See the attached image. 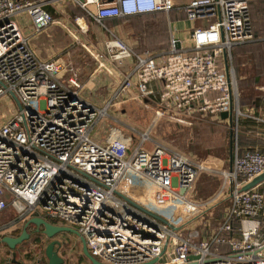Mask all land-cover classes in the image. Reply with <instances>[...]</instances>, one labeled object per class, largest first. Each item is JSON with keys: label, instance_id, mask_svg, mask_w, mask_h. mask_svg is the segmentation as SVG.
Segmentation results:
<instances>
[{"label": "built area", "instance_id": "2783aa9c", "mask_svg": "<svg viewBox=\"0 0 264 264\" xmlns=\"http://www.w3.org/2000/svg\"><path fill=\"white\" fill-rule=\"evenodd\" d=\"M66 2L83 11L75 19L79 25L84 18L104 27L109 18L163 13L168 45L136 51L115 37L104 44V53L91 51L96 68L88 76L72 62L70 48L41 60L15 17L25 14L36 33L59 22L55 16ZM249 2L0 0V98L8 95L9 105L15 103L12 93L21 105L7 106L8 117L0 122V211L23 202L22 211L16 207L19 219L39 216L75 229L90 255L104 264H264V180L241 190L264 171V150L240 152L235 143L223 167L217 155L198 159L147 132L134 140L111 125L102 142L91 137L123 95L153 103L152 125L161 116L191 125L205 117L228 120L222 112L232 119L243 114L229 64L232 48L253 39ZM126 59L129 68L119 72L121 80L103 106L82 96L100 65ZM203 172L216 174L222 187L201 200L192 192ZM226 186L230 204L218 227L201 237L205 244L173 229L179 225L170 212H201L221 199Z\"/></svg>", "mask_w": 264, "mask_h": 264}, {"label": "rangeland", "instance_id": "374dc122", "mask_svg": "<svg viewBox=\"0 0 264 264\" xmlns=\"http://www.w3.org/2000/svg\"><path fill=\"white\" fill-rule=\"evenodd\" d=\"M258 1L260 0H253L252 5ZM254 6L252 10L253 39L231 51L229 64L235 77L238 102L242 113L248 112L251 107H254L256 97L260 95L256 86H254V76L259 75L262 76V79L264 78V9H262L260 2L254 4ZM22 16L26 18L25 14ZM22 16L19 18H22ZM81 16H84L82 10L66 2L62 5L61 12L55 16V19H58L59 22H54L36 33H34L32 27L27 30V32L33 33L29 44L39 59L49 60L57 55L59 50L70 48L72 49L70 55L72 62L78 66L79 72L83 71L84 76H88L96 68V60L91 55V51L104 50V44L107 41H114L115 37L121 39L136 51L153 50V46H158L161 43L160 37L156 38L148 34L140 35L136 32L138 19L120 18L115 23L105 21V26L101 27L86 18L79 25L75 19ZM140 19L145 18L142 17ZM146 19L148 21L164 20L166 33L162 42H164V47H167L169 33L165 15L147 16ZM178 26L181 27V24L179 23ZM74 39H79L80 43H76L73 41ZM81 94L83 97L85 96L87 99L95 101L94 97L96 94H94V97L92 94L89 95L86 87L81 91ZM10 100L11 98L8 95L0 98V122L8 117V112L6 113L7 115L4 113L6 107L14 109L16 106L15 103L9 105ZM107 111L108 115L103 117L91 131V137L98 142L103 141L108 127L118 125L117 127L122 128L123 131L120 129L122 131L121 135L124 137L127 134L138 136L139 133L147 132L155 141L171 149L184 154H192L189 152H193L195 154L192 155L198 159L204 157L207 153H211L221 158L223 167L227 166L230 154L229 139L231 131L230 123L228 122L212 121L209 120V117H205V120L196 121L191 125H181L172 122L166 116H161L152 125L151 120L155 111L153 103L133 100L130 96L126 97L124 95L116 99L113 106L108 107ZM246 119L247 117L243 114H239L237 118L233 115V143L236 142L241 146H246L245 144L254 138L251 135L254 133L252 131L247 133V129L244 128L246 127ZM117 135L119 134L117 133ZM133 139L135 140V136H133ZM258 140L264 145V139L258 138ZM196 153L199 154L196 155ZM211 177L206 174H202L199 177L196 184V197L203 198L216 188L219 180L217 177V179ZM226 206V202H220L208 211H201L202 213L200 208H196L195 213L190 217L174 210L169 213V218L175 225L181 226L198 213H201L199 217L182 227L180 232L182 236L190 237L194 243L203 245L206 239H201V237L219 225L225 214ZM18 208L24 209V203L18 201ZM56 225L66 226L61 222ZM194 232L197 234L193 235ZM32 240L29 239L22 244L24 249L32 251L34 262H30L31 264H47L44 248L51 240L59 241L58 254L64 259L63 264H90L88 259L82 254L81 243L75 234L60 232L52 239H42L39 243H34ZM24 251L20 250L22 253L17 254L14 258L6 246H1L0 264H16L12 262L13 260L28 261L23 254ZM166 258L165 253L164 259ZM159 262H156V264H159Z\"/></svg>", "mask_w": 264, "mask_h": 264}, {"label": "crops", "instance_id": "0c3cea01", "mask_svg": "<svg viewBox=\"0 0 264 264\" xmlns=\"http://www.w3.org/2000/svg\"><path fill=\"white\" fill-rule=\"evenodd\" d=\"M20 16H22V15H20ZM20 16L15 17L16 21L20 24V26H21V28H22V30H23V32L25 34L32 36L33 33L31 34V33L27 32V30L31 27V25L28 23L29 20L27 19V17L25 18L24 16H22V18H19ZM65 49L66 48L59 50L57 55H55L53 58H50L49 60H53L56 57H58ZM161 49H164V48H161ZM161 49H159V50H161ZM98 51L101 52V53H104L103 49L102 50H98ZM150 51H155V50H150ZM102 61H104V57H102ZM129 63H131V60H129V59H126L125 61H119V62L117 61V63H109V64L103 63L102 65H100L96 69L95 73L87 81V85H86L87 92H88L89 95L92 94L93 97H94V94H96L95 97H94L95 101L93 102V101L90 100L92 103H94L98 107H101V106H103L106 103V101L111 97L117 82L119 80H121V78H120L121 76H120L119 72L127 71L128 68H129L128 67ZM256 77L258 78L257 79L258 82H257L256 88L260 92L259 93L260 95L256 98L254 107H251V109H249L248 112L243 113L247 117L246 122L249 123V125L248 126L245 125L246 127H244V128L247 129V131H246L247 133H250L252 131L254 134H251V135L254 138H257V139L258 138H260V139L262 138V139H264V91L260 89V86H262L264 84V78L262 79V76H259V75H257ZM259 83H261V84L259 85ZM95 92H97V93H95ZM224 122H228V120H226ZM235 143L236 142L231 144L230 143V139H229L230 154H231V148H232L233 145H235ZM242 147H243L244 150L247 149V148H252V146H249V145L242 146ZM189 153L195 154L193 152H189ZM197 154H199V153H196V155ZM230 154H229V159L227 160V164L229 163V160H230ZM202 174H206L208 176H212L213 178L217 177L218 180H219V183L217 184L216 188L213 191L209 192L205 197H203V198L199 197L198 198V197H196V184H197V181H198L199 177ZM259 184H257V185H259ZM257 185H255V186H257ZM221 187H222L221 180L216 174L203 172V173H201L198 176V178H197V180L195 182V186H194V189H193V192H192V196L195 197L196 199H201V200L202 199H206V198H209L211 195L215 196L216 194L220 193ZM260 189L264 190V187H261ZM224 193L225 194L221 197V199L217 198V199H219L218 201H216V202L213 201V203L208 208H206V209H204L202 211L203 212L204 211H208V210L212 209L213 207H215L220 202H226V205L228 206L230 204V198H229L230 187L226 186L224 188ZM227 202H228V204H227ZM16 207L18 208V204L15 207L10 204L6 209L0 211V237H2V235L5 236L6 234H11L12 233V224L13 223H15L13 227L16 228L15 232H13V233H16L17 230L20 231L22 226H23L24 220L27 219V218H25V219H21L20 218L19 219V215L18 214H19L20 211ZM20 210L22 211L23 209H20ZM222 219H223V217H222ZM20 220H22V221H20ZM221 220H220V222H221ZM31 227L35 228L34 225H30L29 226V228H31ZM217 227H218V225H217ZM6 236H9V235H6ZM37 236L39 237L40 241L42 239H50V238H47L42 233L41 234H37L34 238H30V239H36ZM1 246L2 245H0V247ZM10 251L12 252V250H10ZM22 252H20V250H18V248H17V254L18 255L21 254ZM25 253H26V251H24L23 254L25 255ZM30 262L31 261H23L24 264H31L32 262L31 263Z\"/></svg>", "mask_w": 264, "mask_h": 264}, {"label": "water", "instance_id": "95a60500", "mask_svg": "<svg viewBox=\"0 0 264 264\" xmlns=\"http://www.w3.org/2000/svg\"><path fill=\"white\" fill-rule=\"evenodd\" d=\"M12 99L15 101L16 105L18 108H21L20 103L18 102V100L16 99V97L11 93L10 94ZM220 116L222 118H227L228 122L230 123V127H231V131H230V143L233 144V136H232V132H233V128H232V123H233V119H232V114L231 113H227V112H222L220 114ZM264 180V171L262 173H260L259 175H257L256 177H254L252 180H250L249 182H247L245 185H243L241 187V190H248L252 187H254L255 185L259 184L260 182H262ZM201 214L195 216L194 218H192L191 220L187 221L185 224L178 226V227H173V229H180L182 227H184L185 225H187L188 223H190L191 221H193L194 219H196L197 217H199ZM30 225H34L35 226V231L36 232H41L43 235H45L47 238L52 239L56 234L60 233V232H68V233H73L75 234L80 243H81V251L83 253V255L88 259V261L90 262V264H104L99 262L96 258H94L92 255H90V253L88 252V249L86 247V243L85 240L83 238V236H81L75 229L68 227V226H61V225H56L42 217L39 216H33V217H29L27 219L24 220L22 229L20 231V233L14 237L12 236H2V238L0 239V245L4 244L8 247V249L10 250H14L16 248L17 245L21 244L23 241H25L26 239H28V228ZM60 243L57 240H51L46 246H45V256L47 258L48 264H63L64 260L63 258L58 254V247H59ZM12 256H15L14 251L12 252ZM153 261L149 262V263H145V264H151Z\"/></svg>", "mask_w": 264, "mask_h": 264}, {"label": "trees", "instance_id": "16d2710c", "mask_svg": "<svg viewBox=\"0 0 264 264\" xmlns=\"http://www.w3.org/2000/svg\"><path fill=\"white\" fill-rule=\"evenodd\" d=\"M252 1L253 0H250L249 2V9H250V18H251V24H252V31H253V35H254V28H253V21H252V18H253V13H252V10H253V7L254 4L260 2V4L262 5V9H264V0H260L258 2H255L253 5H252ZM73 5V4H72ZM74 7H77L74 5ZM78 8V7H77ZM80 9V8H78ZM164 15L163 13H144V14H137V15H131V16H127V17H123V18H133V19H138V22L136 23V32L140 35H143V34H148L149 36H152V37H160L161 38V43L158 45V46H153V50H159L161 48H163L165 45H164V42H162L163 40V37L166 33V24L164 22L163 19H159V20H147L146 17L147 16H155V15ZM257 14V13H256ZM144 17L145 19H140ZM118 19H120V17H115V18H109V19H106V21H109L110 23H115ZM239 46H241V44L239 45H236L232 48V50L236 49V48H239ZM165 48V47H164ZM142 51V50H141ZM235 53V52H234ZM257 76V75H256ZM254 76V86L257 85V77ZM257 98V97H256ZM245 125L248 126L249 123H247L245 121ZM245 145H249V146H252V148H247L245 150H255V149H258V150H264V145L257 139V138H253L252 140H250L247 144ZM237 147H238V150H240V152H243L244 149L241 145L237 144ZM228 204V202H227ZM52 223L54 224H58V222H55V221H52ZM239 225H238V222L237 220H234L233 221V231L236 232L237 229H238ZM41 234V232L39 233ZM225 236L228 235V233L224 234ZM38 238V239H37ZM36 239H33L32 242L34 243H39L40 242V239L39 237L37 236ZM29 239H26L25 241H27ZM23 241L21 244H19L14 250H12V252L14 251L15 253V256L17 255V248L18 250L20 249L21 251H24V250H27L26 253H25V258L28 260V261H31L32 263L34 262V259L32 258V251L29 250V249H24L22 244L25 242ZM45 250V248H44ZM221 250H226L225 248H221ZM11 252V253H12ZM44 254H45V251H44ZM83 254V253H82ZM14 256V258H15ZM64 260V259H63ZM12 262L16 263V264H24L22 262V260H13ZM47 264H48V261H47Z\"/></svg>", "mask_w": 264, "mask_h": 264}, {"label": "flooded vegetation", "instance_id": "af4514ba", "mask_svg": "<svg viewBox=\"0 0 264 264\" xmlns=\"http://www.w3.org/2000/svg\"><path fill=\"white\" fill-rule=\"evenodd\" d=\"M20 221H22V220H20ZM14 224L15 223H13L12 224V233L11 234H6V235H9V236H12V237H14V236H16V235H18L19 233H20V231L19 230H17L16 231V233H13V232H15V230H16V228H14L13 226H14ZM22 229V228H21ZM34 231H33V230ZM40 232H36L35 231V228L34 227H31V228H28V234H29V236H28V239H30V238H34L37 234H39ZM35 234V235H34ZM2 236H4V235H2ZM2 237H0V239H1ZM2 246L4 245V244H1ZM5 246V245H4Z\"/></svg>", "mask_w": 264, "mask_h": 264}]
</instances>
